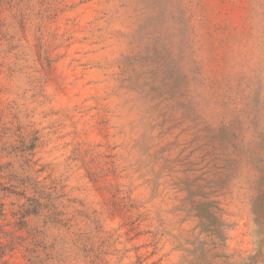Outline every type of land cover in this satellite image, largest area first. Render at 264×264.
I'll use <instances>...</instances> for the list:
<instances>
[{
	"label": "rangeland",
	"instance_id": "rangeland-1",
	"mask_svg": "<svg viewBox=\"0 0 264 264\" xmlns=\"http://www.w3.org/2000/svg\"><path fill=\"white\" fill-rule=\"evenodd\" d=\"M262 199L264 0H0V264H264Z\"/></svg>",
	"mask_w": 264,
	"mask_h": 264
},
{
	"label": "trees",
	"instance_id": "trees-1",
	"mask_svg": "<svg viewBox=\"0 0 264 264\" xmlns=\"http://www.w3.org/2000/svg\"><path fill=\"white\" fill-rule=\"evenodd\" d=\"M260 207H261V209L263 208L264 209V201H263V199H262V202H261V204H260ZM198 218H200V219H209L210 220V218H214V220H215V217H213L212 216V213H210V212H204V211H201V210H197V215H196ZM217 237H218V239L221 241H224L225 239H223V235H222V232H217ZM208 264H210V263H208Z\"/></svg>",
	"mask_w": 264,
	"mask_h": 264
}]
</instances>
